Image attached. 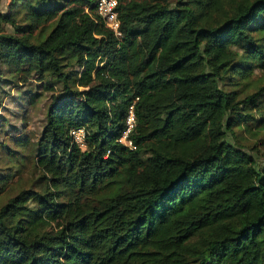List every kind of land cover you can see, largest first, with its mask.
I'll use <instances>...</instances> for the list:
<instances>
[{
    "label": "trees",
    "instance_id": "16d2710c",
    "mask_svg": "<svg viewBox=\"0 0 264 264\" xmlns=\"http://www.w3.org/2000/svg\"><path fill=\"white\" fill-rule=\"evenodd\" d=\"M95 2L0 9V264H264V0Z\"/></svg>",
    "mask_w": 264,
    "mask_h": 264
},
{
    "label": "built area",
    "instance_id": "2783aa9c",
    "mask_svg": "<svg viewBox=\"0 0 264 264\" xmlns=\"http://www.w3.org/2000/svg\"><path fill=\"white\" fill-rule=\"evenodd\" d=\"M118 0H96L95 12L103 20L105 26L110 29L115 36H120V21L118 19L117 11ZM134 125V115L130 108L129 115L127 117V129L123 134L126 137L127 133ZM70 134L74 137L75 141L81 143L84 136V130L82 128L72 129Z\"/></svg>",
    "mask_w": 264,
    "mask_h": 264
},
{
    "label": "rangeland",
    "instance_id": "374dc122",
    "mask_svg": "<svg viewBox=\"0 0 264 264\" xmlns=\"http://www.w3.org/2000/svg\"><path fill=\"white\" fill-rule=\"evenodd\" d=\"M7 3H8V0H0V9L1 10H5L6 9V6H7ZM259 74H256V76L258 77ZM11 76V73L7 70V68L3 65V64H0V78H6L8 79L9 77ZM11 84L10 83H7V82H4V83H1L0 85V95L2 94V89L4 90H7L10 88ZM12 94H17V90L16 89H12L11 90ZM46 102V96H43V99L42 101L40 102L39 105H37V109L34 110L32 113H31V127L32 128H37L38 124L40 123V120L42 119L43 115H42V112H43V105ZM12 107V106H11ZM261 155L264 157V147L261 148ZM260 156V157H262ZM259 162H262L260 160H258Z\"/></svg>",
    "mask_w": 264,
    "mask_h": 264
}]
</instances>
